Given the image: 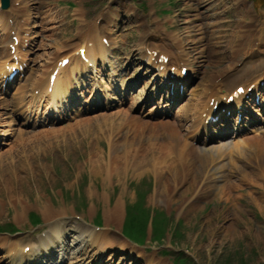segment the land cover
Listing matches in <instances>:
<instances>
[{
	"label": "rangeland",
	"instance_id": "rangeland-1",
	"mask_svg": "<svg viewBox=\"0 0 264 264\" xmlns=\"http://www.w3.org/2000/svg\"><path fill=\"white\" fill-rule=\"evenodd\" d=\"M65 1L75 2V0ZM101 1L103 0H80L85 4L87 19L91 24L96 18L105 14L102 17L106 24L98 25L99 29H105L107 22L116 21L118 16L113 10L111 14H106L103 5L109 3L113 7L114 5L126 6V4L123 0H106L102 3ZM133 1L136 2L135 7L137 6L142 11L135 18L123 19L125 22L132 21L131 26H123L120 22L121 25L118 27L122 32V37H120L122 44L117 37V43L120 46H116L117 49L114 50L115 57L120 56L121 51L127 52L128 56L131 55L136 44L147 35V28L159 40L163 38L168 40L172 50H177V48L170 41L174 35L178 36L177 42L183 46L186 53L191 55L187 59L194 63V67L199 71L200 79H195V87H200L204 79L222 81V76L226 73L227 75L236 74L248 63L249 53L253 50L252 45L248 47L252 48L251 50H244L239 46L235 56L231 54V51L236 48V44L227 47L232 37L242 30L236 21L241 20L240 26H244L247 21L245 14L241 19L236 16L241 7L234 6L236 0H211V11L206 18L198 10L197 2H191L192 5L185 7L184 3L187 0H176V7L171 11L168 8L173 6L174 0H167L168 8L164 9L161 15L160 9L166 0ZM13 4V10L18 11L20 8L21 17L23 13L30 14V16L32 14L37 37L32 45L34 51L38 50L37 61L39 57L54 61L57 57L65 56L62 53L64 48L75 50L81 44L80 35L90 33L91 24L73 22V16L70 15L71 9L63 5V1L13 0ZM223 5L231 6V12L227 14L223 10L226 9ZM127 6L133 7L128 4ZM242 10L241 14L249 9ZM262 11L263 15L250 11L253 16L258 13L259 18L254 24L259 30L262 28L264 30V8ZM217 12L222 13L215 16ZM111 16L112 19H110ZM223 20L228 21V24H224ZM111 27L114 34H118L119 28L112 25ZM162 31L164 32L161 33ZM259 58L264 62V54ZM68 131L70 130L62 129L36 140H26L27 142L17 147V151L15 150L11 157L0 160V224L11 222L16 229L20 230L29 223L27 216L32 209L37 207L44 209V206H48L52 210L60 202L61 205L67 207L78 205L79 202L67 201L65 196V201H62L61 188L69 197H72L70 192L73 190L76 194L82 190L80 199L84 205L80 213L90 215L89 219L97 216V210L100 211L103 219H107V214H104L103 210L117 203L120 207L126 204L135 205V203L142 207L146 204L149 207L150 216L161 219L155 224V232L159 237L163 235L162 246L157 243L148 244L158 249L154 264L176 262V256L181 252V257L185 258L183 250L187 248L193 254V258L188 259L187 264H264V181L258 178V171L254 170L263 164L257 160V164L250 167L252 163L247 161L250 150L246 152V155L237 157L239 159L236 164L230 165L228 159L222 162L226 170L224 174L230 175L232 172V180L237 188V191L230 190L227 193L233 197L235 206L225 203L226 198L224 197L223 199H212L210 204L205 201L199 210L193 211L182 209L178 205V199L173 203L167 199H165L166 203L156 200L160 180L156 181L154 174L146 171L144 163H141L140 170L134 168L135 172L131 168H129L132 171L130 173L128 171L122 174V171H119L112 178L114 179L112 185H103L101 178L107 175L108 169L104 165L94 167L98 161L93 165L90 157H93L91 155L96 151L95 148H100L104 153L103 163H110L107 140L99 138V144L96 143L98 139L92 144L89 141L91 136L82 134L80 131H77L76 138L73 136L68 140L69 138L66 137ZM117 136L115 140L120 137V134ZM118 141L122 143L124 140ZM135 141L142 142L141 138ZM145 149L135 150L138 157L135 156L134 159L130 157L134 160L132 165H137L135 160L142 162L146 155ZM80 160H82L81 164L76 165ZM123 162L124 160H117L116 168L122 167ZM235 167L238 169L234 170ZM241 170L252 174L251 185L242 180ZM57 171L59 175L57 174L54 179ZM79 185L85 188L82 189ZM143 191H147L145 202L144 194L140 193ZM109 200H111L110 205ZM91 205L95 208L92 209ZM136 212L138 221L133 236L136 240L142 241L147 232L145 226L148 215L142 208ZM16 214H20L19 216L23 218L15 217ZM149 230L151 231V228ZM148 239L150 241V237ZM165 249L170 251H165L162 257L159 252ZM140 251L141 255L148 253L142 249ZM141 259L145 260L144 264L147 255L143 254Z\"/></svg>",
	"mask_w": 264,
	"mask_h": 264
},
{
	"label": "bare ground",
	"instance_id": "bare-ground-1",
	"mask_svg": "<svg viewBox=\"0 0 264 264\" xmlns=\"http://www.w3.org/2000/svg\"><path fill=\"white\" fill-rule=\"evenodd\" d=\"M202 6L206 5V1L208 0H198ZM208 8H206L207 13ZM247 14V13H245ZM78 15V13H77ZM80 15V14H79ZM241 17V16H240ZM82 17H79L81 19ZM118 22V21H117ZM248 24L255 27V25L249 20L247 22ZM246 32H239V35L236 36L235 34L232 39L228 42V46H232L233 42L236 41V38H241L243 42V46L245 45V48L248 46L247 38H250L251 35L255 34V28H250L247 26V28H244ZM108 30H105L107 32ZM103 37H100L99 34H96V38H84L83 44L78 49V56L79 51L81 49L85 50V57L87 59V66L92 65V67H95L96 65H99L104 63L107 65V68L113 72V76L115 74H118L119 71H122L123 68L117 67L116 63L111 60L109 56L110 47H107V45L104 44ZM93 41H96L99 43L97 53L99 54L98 57L95 56V51L93 47ZM238 43V41H236ZM71 59H73L76 62V56L75 55H69ZM166 57L169 58V60L172 59V55H167ZM69 58V57H65ZM143 59L140 62V65H142V62L144 60L146 65L152 64V66L156 69L154 74V79L157 81H160L162 83H168L172 80L178 81V79L181 77V69H183V66L179 69V71L176 69V67L173 69L172 66H167L164 62H159L157 59V63L155 62L153 53L149 56H143ZM70 59V58H69ZM61 59L60 61H62ZM105 61L108 62L105 63ZM71 70L75 68V63L72 61L69 62ZM67 65V66H68ZM66 66V67H67ZM132 66V64H130ZM130 66H126V70L132 71ZM69 68V67H68ZM158 69V70H157ZM67 68L64 70L66 71ZM174 70V71H172ZM192 73L196 75V71L191 69ZM135 77V69L133 70ZM179 74V77H176V74ZM119 75V74H118ZM245 78L248 77V72L244 75V72L242 74ZM125 82V80L123 81ZM117 83V80H114L112 84ZM250 84V83H249ZM245 88V93L240 95L238 98L235 99L238 103H240V100L245 98V95L248 94L250 85ZM63 82L61 81V78H58L53 90H54V97L60 96L63 93L62 90ZM107 87H110L109 85ZM238 87H236L237 89ZM256 88V87H255ZM236 89L234 91H236ZM128 90V89H127ZM126 90V94H127ZM218 83H214L212 86V82H209V84L204 85L202 91H200V87L197 91L192 88L191 90V99L181 108L179 114V118H177L176 123L167 122L163 123V126H160L159 128L163 127V131L166 133V140L160 138V132L159 129L155 126L150 127L147 123H141L135 118L132 120L134 125L140 130L137 132H143L144 130H150L153 134V139L148 140V146L145 150V158H143L142 162H139L138 160H135L137 165L133 164V168L137 170H140L141 163H144L146 166V171L149 173L154 174V176L157 178L156 181L159 179V192L156 194V200L165 202V199L173 203L176 198L178 197V205L183 209L188 210H199L202 202H204V199L201 198L202 196L205 199H209L212 197H215L216 199H223L224 197L226 200L225 203H230L232 206H235L233 197L230 196L229 191H237V188L234 185L232 177V172H230V175L228 174H222V176H219V172L221 171L220 165L221 161L224 160L228 155L230 156H236L237 154H240V157L243 155H246V153L241 150L240 144H221L217 147H194L192 141H196L199 138L197 136H190L191 142L187 139L188 134L191 131L197 130L199 128L205 127V120L206 118H203L204 114L210 115L212 113V108L202 109L203 107H207L209 105V102L215 101L213 105H223V108L225 106H228L226 104L225 96L222 94V92H218ZM200 91V93H198ZM233 91V92H234ZM187 92V90H186ZM233 92L229 95H232ZM210 95L209 100H207V96ZM138 102L141 101V98H137ZM204 103V104H203ZM242 103H240L238 106H241ZM11 108V106H9ZM18 107V106H16ZM231 110V109H229ZM7 115L6 113H3V116ZM101 118L97 120H89L84 123V125H80L76 128H74L73 131H69L70 133L66 134L67 138L75 137L78 133L77 131L81 130L82 134H87L91 136L92 140L90 142L93 144L94 140L99 138H104L107 140L108 148H109V156L113 158L114 160H118L121 158V155L124 156V159H129V157L132 156L135 157V150H132L133 145H127V147H121L118 143H114V140L116 139L113 137V130L116 126H114L115 119L113 118ZM1 118V117H0ZM11 123H14V115L13 110L10 111ZM1 120V119H0ZM5 123L7 120L3 118ZM125 122H129L128 116H125L124 118ZM129 120V121H128ZM124 123V122H123ZM128 124V123H127ZM132 125V126H134ZM7 126V124H6ZM134 126V127H135ZM124 125H117V130L120 131ZM183 128L184 131H186L188 134H181L178 129ZM84 130V131H83ZM111 131V132H109ZM197 135V133H196ZM135 136V135H134ZM120 137H126L120 134ZM121 140V139H117ZM245 140V139H244ZM261 139L259 138H250L246 139V142H249L247 144H244V146L249 148H252V152L250 156L247 155V161H249L251 164L250 167L254 166V164H257V160H259L263 165L258 166L254 168V170L258 171V178L262 179L264 181V142H259ZM126 140H124L125 142ZM205 143H203L204 146ZM195 145V144H194ZM134 147L135 146L134 144ZM140 148V147H139ZM159 150V154L157 156L153 155L151 156L150 153H148L149 150L154 151L155 149ZM250 148V149H251ZM95 153V152H94ZM100 154V153H99ZM153 154V153H152ZM239 158H233L230 160V165L238 163ZM196 160H200L202 162L201 167H196L195 162ZM127 161V160H126ZM128 162V161H127ZM100 163V160L98 161ZM129 163V162H128ZM127 169V168H126ZM165 169H168V172L163 173ZM238 168H234L236 170ZM243 173L242 180L245 181L248 185H251L250 178L252 174L246 173L244 170H241ZM126 172V170H125ZM249 176V177H248ZM223 178V179H219ZM219 181H222V185L218 186L217 183ZM186 186L185 191L182 194H178V191L181 187ZM260 187L258 186V189ZM185 195V196H184ZM234 204H232V203ZM166 203V202H165ZM56 228L59 227V225H55ZM54 228V229H56ZM35 248V246L33 247ZM10 263H14V260H11Z\"/></svg>",
	"mask_w": 264,
	"mask_h": 264
}]
</instances>
